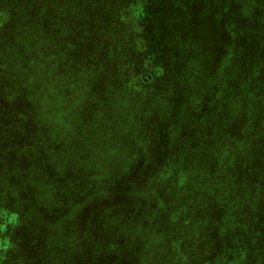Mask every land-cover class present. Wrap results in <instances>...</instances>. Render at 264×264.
Masks as SVG:
<instances>
[{
    "label": "trees",
    "instance_id": "obj_1",
    "mask_svg": "<svg viewBox=\"0 0 264 264\" xmlns=\"http://www.w3.org/2000/svg\"><path fill=\"white\" fill-rule=\"evenodd\" d=\"M173 2L0 0V180L4 183L0 189V213L8 195L14 197L23 206V210H32L31 207L36 206V203L47 204L46 209L38 208L35 220H25L20 209L13 212L18 213L19 222L24 225L23 232L30 233L31 237L22 236L21 233L14 235L7 242L8 248L2 250L0 246V260H12L17 264L28 262L21 254L22 249L25 245L34 244L30 264H77L80 254L75 257L68 245L82 249L80 236L83 234L82 227L86 225H80V229L72 235L77 239L74 243L57 241L53 234L56 231L61 235L67 229L71 232L73 225L61 226L63 216L93 192H97L105 202L101 210L103 213L111 211L115 216L123 218L130 213L149 215L154 212L170 214L173 220L182 219L177 216L180 214L176 207L177 200L171 199L172 174H181L183 183H190L198 177V173L201 177L205 176V167L200 165V160L208 156L206 149L209 153L214 150H221L223 155L231 153L235 160H231L230 164L216 159L212 167L219 169L214 176L209 174L204 180L212 183L220 175L224 183L221 192L226 194L233 193L231 178L237 177L235 172L240 168L239 163L242 168L245 166L251 170L263 168L264 158L261 154L256 156L255 153L242 150V126L235 123L234 126L239 127L238 133L231 123L239 111L244 110L236 102L242 89L247 88L249 92L255 88V96H258L260 85L264 83V77L256 75L258 66L264 68V64L258 65L259 60L264 61V0L226 1L227 26L219 40L220 44L223 43L221 46L224 51L219 72L223 67L228 79L219 96L205 99L202 94H198V100L207 101L206 107L201 110L198 105H193L192 96L187 95L188 89L183 82H179V77L172 74L175 63L172 54L176 50L180 54L185 51L181 41L175 45L176 32L179 40L182 36L179 28L171 25L170 12L173 11L179 17V12L170 6ZM173 6L176 9V4ZM166 10L170 12L166 14ZM115 32L118 35L114 48L120 44L123 52L119 57L109 56L110 60L116 56L118 61L116 67L113 66L114 77H109L107 85L109 89L117 88L124 100H146L138 117L135 119L132 116L130 120L141 123L143 119L140 115H144V119L149 122L144 126L146 134L149 131L152 133L145 136V155L140 154L141 157L135 152L123 154V163L118 168H104V161L101 167L95 162L76 165L72 162V151H57L59 142L54 139V135L56 132L62 135L63 131L70 129L66 126L68 124L90 121L77 120L79 110L71 106L73 97L76 100L85 98L84 106L92 99V103H96V99L83 96L89 94L90 90L87 85L82 87V83L74 94L68 92L66 87L69 84L63 80L61 72L67 77L64 69H70L71 79L74 80L73 72H76L83 53L90 50V47L91 50L99 51L107 37L113 36ZM168 32L171 36L166 43ZM255 37L259 45L256 47L255 63L249 66L243 55L245 51L249 54V50L254 48L251 41ZM235 38L242 39L240 49ZM177 45L178 49H174ZM238 56L242 58V64L237 70L234 64ZM103 61L111 63L108 58ZM250 79L254 82L252 86ZM83 89L86 91L83 92ZM108 91L105 94L100 91L99 94L106 96ZM97 107L94 114L91 108L88 110L89 114H93L91 117L95 118L94 122L97 118L100 121L107 116L106 108ZM79 115L88 117L83 109ZM186 116L205 117L203 128L195 125L205 131L200 133L199 130L190 131L184 127L179 129ZM170 119L173 120V130L164 126ZM253 137L256 143L261 144L260 148L264 149V134L258 132ZM204 139V154L190 157L196 151L195 146L202 145ZM206 162H209V156ZM258 176L255 188L261 189L264 180L261 175ZM212 188L217 186L213 185ZM251 194L237 192L240 197ZM122 195H126L127 199L120 200ZM71 201L73 206L65 212V207ZM203 209L206 212L204 206ZM225 218L228 219L226 214ZM196 225L194 229H198ZM233 227L234 224H230L228 229L226 222L227 230H237V227ZM204 231L206 226L200 228L198 233L204 234ZM195 235L196 239L207 242V238ZM235 239L229 241L231 244L226 247L232 249L236 244ZM224 246H217V250H222ZM192 248H188L185 254L192 251ZM65 251L70 255L67 259L62 257ZM108 253H105L104 259H107Z\"/></svg>",
    "mask_w": 264,
    "mask_h": 264
},
{
    "label": "rangeland",
    "instance_id": "obj_2",
    "mask_svg": "<svg viewBox=\"0 0 264 264\" xmlns=\"http://www.w3.org/2000/svg\"><path fill=\"white\" fill-rule=\"evenodd\" d=\"M226 1L174 0L170 6L174 11L176 10L175 12H179V17L175 16L173 11L166 10L165 12L166 14L171 13V25H176L181 32V40L178 39L177 32L175 34V45L180 44L181 41L185 50L182 54L177 50L175 54H172L175 60L172 74L173 76L177 75L180 79L179 82H183L184 86L187 87V95L192 96L191 101H194L193 105L199 106V110L206 107L207 101L198 100V94H202L205 99L219 96L228 79L223 67L219 72L222 61L221 55L223 56L224 53L221 46L223 43L220 44L219 40L227 26L225 19ZM174 4H176V9ZM117 35L118 33L115 32L113 36L111 35L112 37L108 36L105 45H102L99 51L91 50L90 47V50L87 49L83 53L78 64L80 72L78 73V68L75 69L76 72L73 70L72 77L74 80L71 79L70 69H64L67 77L63 71L61 72L63 80L69 84L66 87L68 92L72 91L74 94L76 88L80 87L79 84L82 83V85L80 84L82 87L87 85L90 90L89 94L86 96L83 94V96L87 99L92 97L96 99V103H92L94 100L92 99L89 104L84 106L85 98L76 100L73 97L71 106L79 110L77 120L90 121L84 124L80 121L75 125L73 123L68 124L66 126L70 129L63 131L62 135H57L58 132L54 135V139L59 142L57 151L59 149L64 152H67V149L72 151L74 155L72 162L76 165L81 166L83 162H95V164L98 163V167H101V162L104 161L106 163L104 168H118L123 163V154L135 152L139 155H145L147 142L145 136L152 133L149 131L146 134L144 126L149 122L144 119V115H140L143 119L141 123L130 120L132 116L135 119L138 117L140 109H144L146 100L142 98L124 100L117 88L109 89L107 85L110 78L114 77L112 70L118 61L116 56L112 60L109 56L117 55L119 57L123 52V47L120 44H118V48H114ZM170 36V32H168L166 43L170 41ZM235 43L239 45L238 48L240 49L242 39L235 38ZM251 45L254 46L255 50H253L254 48L250 49L249 54L245 51L243 55V59L247 60L249 66L255 63L256 47L259 45L257 37L251 41ZM177 47L178 45L174 49ZM108 50L111 52L108 53ZM105 58H108L111 63H104L103 59ZM236 60L234 67L238 70L242 64V58L238 56ZM263 64L264 61L259 60L258 65ZM256 75L264 77L262 66H258ZM250 85H254L251 79ZM260 86L258 96H255L257 91L255 88L249 92L247 88L242 89L236 102L244 110L239 111L238 116L231 124L234 126L238 122L243 128V131L240 132L242 137L240 141L243 143L242 150L255 153L256 156L261 154L264 158V149L260 148L261 144L256 143L253 137L258 132L264 134V108H262L264 105V83ZM106 90H109L108 95L99 94L100 91L105 94ZM85 91L83 89V92ZM97 106L106 108L107 116H104L100 121V118H97L94 122L95 118L91 116L96 113ZM90 108L93 114H89ZM82 109L86 111L88 117L79 115ZM172 121L171 119L166 121L164 126L173 130ZM48 122H50V118H48ZM202 122H206L205 117L186 116L184 122L180 123L179 129L184 127L189 128L190 131L199 130L202 133L205 130L195 126L203 128L205 125ZM234 127L239 133V127ZM205 144L206 140L204 139L202 145L195 146L196 151L192 152L190 157L197 156L199 153L203 155ZM205 152L209 156V162H206L208 156H203V160H200V165L205 167L203 169L205 176L201 177L198 173L196 179L190 183H183L181 174L177 176L172 174L173 194L171 199L177 200L176 207L180 213L177 216L182 219L173 220L170 214L154 212L149 215H142L138 212L130 213L123 218L115 216L111 211L103 213L101 210L104 208L105 202L97 192H93L90 197L86 199L84 197L78 204L73 206V201H71L65 207L66 212L73 206L71 211L63 216L61 226L71 227L73 225L71 232H68L67 229L61 235L56 231L53 235L57 237V241L63 240L74 243L77 239L73 238L72 235L76 234L80 225H86L82 227L83 234L80 236L83 242L82 249L76 248L72 244L68 245L70 252L75 257L80 254L77 264H264V183H262L261 189L255 188L256 183H258L256 182L258 175H261L262 180H264V166L251 170L245 166L242 168L239 163L240 168H237L235 172L237 177L231 178L234 185L233 193L232 195L226 194L221 192V186L224 183L223 180H220V175L216 174L218 179L212 183H207L204 180L209 174L214 176L216 170L219 169L212 167L215 166L212 162L219 159L220 162L232 164V154L224 153L223 155L221 150H214L213 153H209L206 149ZM232 168L234 170V167ZM3 184V181L0 180V189ZM213 185H216L217 188L213 189ZM255 190L262 192V194H258ZM238 191L252 194L251 196L240 197L237 195ZM10 196L8 195L4 200L6 205L0 213V242H2L0 246L3 248L2 250L8 248L7 242H10L16 234L21 233L22 236L31 237L30 233L23 232L24 225L20 224L18 213H13L16 209H20L24 213L25 220H35L36 216L38 217V208L39 210L47 208L46 203L40 202L31 207L32 210L27 208L23 210V206ZM125 199H127L126 195H122L120 200ZM203 206L206 212L203 211ZM114 213H116L115 210ZM225 214L228 216L227 220ZM184 222L186 224H183ZM226 222H228V229L230 224H234L233 228L237 227V230H227L225 228ZM194 225L198 229H194ZM76 226L79 227L76 229ZM205 226L206 232L199 234L200 228L204 229ZM195 234L207 238V242L196 239ZM233 238H236V244L232 249H229L226 246L231 244L228 242L233 241ZM78 242L81 243V241ZM37 244L39 243L37 242ZM84 244L85 246H83ZM219 245L225 246L218 251L217 246ZM23 247L21 254L28 261L23 262V264H30L29 261L33 256L35 246L30 244ZM188 248H192V251L185 254ZM106 252H109L108 257L104 259ZM55 253L58 252L55 251ZM62 257L67 259L70 255L65 251L62 252ZM12 262L15 261L7 262L3 261L2 258L0 260V264H12ZM15 264L17 263L15 262Z\"/></svg>",
    "mask_w": 264,
    "mask_h": 264
}]
</instances>
